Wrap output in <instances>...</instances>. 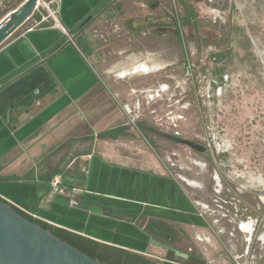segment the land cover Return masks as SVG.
Masks as SVG:
<instances>
[{
    "label": "crops",
    "instance_id": "0c3cea01",
    "mask_svg": "<svg viewBox=\"0 0 264 264\" xmlns=\"http://www.w3.org/2000/svg\"><path fill=\"white\" fill-rule=\"evenodd\" d=\"M21 4L0 0V21ZM144 8V0H59L57 18L70 34L91 19L82 34L90 56L50 27L29 33L22 27L0 46V199L50 227L148 259L231 264L248 246L239 254L234 245L226 248L219 239L224 221L200 215L125 117L134 92L178 65L171 43L150 46L145 32L130 27ZM119 34L124 41L117 47ZM55 178L62 192L52 189ZM238 210L225 222L236 223L248 243L257 221H242ZM251 264H264V252Z\"/></svg>",
    "mask_w": 264,
    "mask_h": 264
},
{
    "label": "rangeland",
    "instance_id": "374dc122",
    "mask_svg": "<svg viewBox=\"0 0 264 264\" xmlns=\"http://www.w3.org/2000/svg\"><path fill=\"white\" fill-rule=\"evenodd\" d=\"M164 1L177 14L178 65L174 73L164 71L145 82L167 90L148 102L141 98L132 128L141 132L164 175L177 182L204 219L218 220L237 202L242 221H257L248 243V234L240 233L236 223L225 222L229 218L223 219L225 233L219 236L238 254L249 246L254 262L264 252L257 242L264 229V0ZM108 30L100 28L102 34ZM116 41L121 46L124 36ZM224 76L226 91L217 97ZM181 140L198 143L206 152ZM187 244L183 237L181 246Z\"/></svg>",
    "mask_w": 264,
    "mask_h": 264
},
{
    "label": "water",
    "instance_id": "95a60500",
    "mask_svg": "<svg viewBox=\"0 0 264 264\" xmlns=\"http://www.w3.org/2000/svg\"><path fill=\"white\" fill-rule=\"evenodd\" d=\"M35 4L36 0H27L0 21V46L31 18ZM83 29L72 31V38L78 49L84 55L90 56L92 50L82 35ZM58 49L59 47L48 58ZM180 143L198 153L206 152V148L198 143L182 140ZM2 200L0 199V264H105L62 241L50 230L43 229L24 218L8 202ZM88 210L92 213L100 212L96 205H90ZM151 244L170 251L182 262L188 260L187 254L158 241L151 240Z\"/></svg>",
    "mask_w": 264,
    "mask_h": 264
},
{
    "label": "built area",
    "instance_id": "2783aa9c",
    "mask_svg": "<svg viewBox=\"0 0 264 264\" xmlns=\"http://www.w3.org/2000/svg\"><path fill=\"white\" fill-rule=\"evenodd\" d=\"M3 1V0H2ZM27 0H23V2H25ZM59 0H36V4L34 7V11L33 14L31 16V18L29 20H27V22L25 24H23L19 29H21L22 27H24V32L25 33H29L32 32L36 29H42V28H56L58 29L63 36H65L67 38L68 41H70L71 43L75 44V41L72 38V35L61 25V23L59 22L58 18H57V4H58ZM207 2H212V0H206ZM22 2V3H23ZM212 12H215L212 11ZM48 23H51L50 26H45ZM18 29V30H19ZM17 30V31H18ZM227 78L226 76H224L222 78V82L219 86H217L216 89V95L217 97H220L222 95V93H224L226 91V82ZM166 91V88L164 89L163 86L157 87V88H147L144 89L143 91L139 92V93H135V97H137L135 103H134V107L132 109L129 108H125L124 109V114L125 117L128 120V125H131V127L135 128V121L139 118V109H140V104H141V98H146L147 102L150 100H153L154 98H158L160 97L162 94V92ZM206 93H207V98L210 99L211 95L210 92L208 91V88L206 89ZM140 97V98H138ZM170 122H171V126L175 127V118L171 117L169 118ZM51 187L54 191L57 192H62V189L60 188V180L58 178H55L51 181ZM224 204V202H223ZM234 207L232 206L231 212H227L226 213H221V215L219 216V221L220 220H226V219H230V221H232L234 218H237L239 215V210H238V205L237 202L233 203ZM221 211H225L223 208H221ZM24 213H26L25 211H23ZM28 214V213H26ZM29 215V214H28ZM200 215H202L200 213ZM30 216V215H29ZM253 228L251 229L252 232ZM251 236V234H250ZM250 239V238H249ZM257 242H259L262 246V248L264 247V229H263V233L257 238ZM251 251L249 250V246L247 248V250L244 252V257H234V262L236 264H240L241 258H244L243 262L241 264H251L252 263V259L253 256H251L252 254H250Z\"/></svg>",
    "mask_w": 264,
    "mask_h": 264
},
{
    "label": "trees",
    "instance_id": "16d2710c",
    "mask_svg": "<svg viewBox=\"0 0 264 264\" xmlns=\"http://www.w3.org/2000/svg\"><path fill=\"white\" fill-rule=\"evenodd\" d=\"M10 1H16V5L23 2V0H10ZM90 20L91 19H88L86 23L82 24L77 29L82 30L83 28H85L88 25ZM50 25L51 23H48L45 26H50ZM52 53L53 51H50L49 55H51ZM9 205L24 218L37 224L43 229L50 230L53 235H55L62 241H65L72 247L78 249L80 252L84 253L90 258L98 259L105 264H155L153 263L154 261H152V259L145 258L141 255L133 254V253H130L124 250H120V249H116V248H112V247H108L104 245H100L89 239L74 235L62 229L50 227L46 224H43L37 221L36 219L32 218L28 214L24 213L23 211L19 210L15 206L11 205L10 203ZM166 264H170V263L166 262Z\"/></svg>",
    "mask_w": 264,
    "mask_h": 264
},
{
    "label": "flooded vegetation",
    "instance_id": "af4514ba",
    "mask_svg": "<svg viewBox=\"0 0 264 264\" xmlns=\"http://www.w3.org/2000/svg\"><path fill=\"white\" fill-rule=\"evenodd\" d=\"M143 14L130 22L132 29L140 28L148 36V45L161 46L171 43L178 46L179 24L177 14L164 0H144ZM211 34V33H210ZM155 37L151 40V37ZM211 48V47H209Z\"/></svg>",
    "mask_w": 264,
    "mask_h": 264
},
{
    "label": "bare ground",
    "instance_id": "6f19581e",
    "mask_svg": "<svg viewBox=\"0 0 264 264\" xmlns=\"http://www.w3.org/2000/svg\"><path fill=\"white\" fill-rule=\"evenodd\" d=\"M198 165H200V164H198Z\"/></svg>",
    "mask_w": 264,
    "mask_h": 264
}]
</instances>
